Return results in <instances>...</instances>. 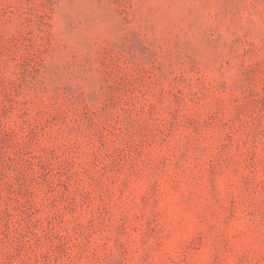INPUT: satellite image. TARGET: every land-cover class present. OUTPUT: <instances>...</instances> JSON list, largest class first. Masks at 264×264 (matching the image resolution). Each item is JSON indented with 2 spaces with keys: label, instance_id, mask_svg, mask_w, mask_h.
I'll return each instance as SVG.
<instances>
[{
  "label": "rangeland",
  "instance_id": "1",
  "mask_svg": "<svg viewBox=\"0 0 264 264\" xmlns=\"http://www.w3.org/2000/svg\"><path fill=\"white\" fill-rule=\"evenodd\" d=\"M0 264H264V0H0Z\"/></svg>",
  "mask_w": 264,
  "mask_h": 264
}]
</instances>
